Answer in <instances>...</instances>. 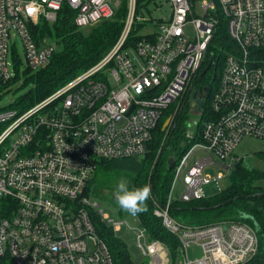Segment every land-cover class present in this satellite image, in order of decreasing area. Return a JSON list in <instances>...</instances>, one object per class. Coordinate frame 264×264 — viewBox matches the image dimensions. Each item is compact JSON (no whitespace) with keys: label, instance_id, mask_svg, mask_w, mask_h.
<instances>
[{"label":"built area","instance_id":"1","mask_svg":"<svg viewBox=\"0 0 264 264\" xmlns=\"http://www.w3.org/2000/svg\"><path fill=\"white\" fill-rule=\"evenodd\" d=\"M136 2L127 0L123 29L95 65L23 113L0 110V257L7 254L13 264H114L89 211L113 231L127 223L108 218L84 194L87 181L101 160L145 154L163 111L208 63L222 18L239 49L223 57L200 130L184 129L188 146L174 164L166 203L154 209L178 238L175 262L138 215H131L132 231L149 264H243L257 251L250 225L222 220L188 227L169 215V204L175 183L182 186L178 199L187 202L226 178L242 162L235 148L244 137L264 141V0L204 1L200 14L194 0H164L169 12L151 18L153 29L128 41L133 23L148 21L137 16ZM63 3L75 11V25L85 28L113 18L119 0H0L3 82L13 76L10 39L19 38L27 67L48 63L56 44H37L28 24L41 16L53 21ZM193 244L200 246L199 258L188 255Z\"/></svg>","mask_w":264,"mask_h":264},{"label":"trees","instance_id":"2","mask_svg":"<svg viewBox=\"0 0 264 264\" xmlns=\"http://www.w3.org/2000/svg\"><path fill=\"white\" fill-rule=\"evenodd\" d=\"M138 1L136 2V12ZM127 8V0H119L113 18L103 19L89 28H80L75 25L73 21L75 11L67 3H63L56 12L53 22L45 20L42 16L36 23L30 22L29 30L37 44L45 38L54 41L56 45H59V49L53 52L45 66L33 70L24 65V70L21 73V62L16 58L18 48L11 45L10 51L15 61L13 63L14 74L6 82L0 78V95L4 89L21 80L23 84L32 83L33 89L13 104L0 108V110L13 109L18 114L23 113L95 65L116 43L125 23ZM221 24L222 27H220ZM134 33L130 34L128 41L136 39ZM213 43L216 44L213 46ZM230 43L231 38L222 18L217 24L209 53H213L216 59L222 58L228 50H231ZM217 75L216 63L211 80L213 87L208 90L204 99L202 118H204L205 105H209V100L217 89L219 79ZM180 106L181 103L174 117V119L177 117L174 130L168 133L162 145L158 143L159 140H154L156 133H162L160 129L164 121L160 122L161 115L152 132L151 139L147 143V151L140 162L135 161L134 157H129L131 161L101 160L97 165V174L95 171L93 172L84 191L87 196L102 195L108 172L112 171L124 173L130 186L150 185L152 195L147 201L148 211L137 215L141 224L146 227L149 237L167 244L173 255H176L178 238L162 225L161 220L153 214V208L166 203L172 183L174 164L188 146L186 142L183 144L186 141L184 139L186 125L182 112H179ZM204 120L198 123V131ZM162 148L160 159L154 167V159ZM259 155L264 162V149ZM169 157L174 158V164L170 169L168 168ZM101 175L102 179L100 180ZM228 179L229 183L226 188L211 198L203 197L187 202L172 200L169 204V215L185 226L187 224H203L198 226L201 227L207 225L208 222L222 220H234L250 225L257 233L259 248L257 254L243 264H264V170L251 169L239 162L228 174ZM121 213L126 214L122 209ZM243 213L250 215L244 216ZM89 215L97 234L108 246L114 264H148L146 259L135 261L124 243L117 239L111 226L101 221L93 210L89 211ZM0 262L13 264L7 254L0 257Z\"/></svg>","mask_w":264,"mask_h":264},{"label":"rangeland","instance_id":"3","mask_svg":"<svg viewBox=\"0 0 264 264\" xmlns=\"http://www.w3.org/2000/svg\"><path fill=\"white\" fill-rule=\"evenodd\" d=\"M204 1L211 2L212 0H194L195 6H196L195 9L197 11V14L201 13V4ZM163 2H164V0H139L137 3L136 14L138 17H144L148 21H144L141 19L136 20V22H134L132 25L134 27V29L131 30V33L135 32L137 35L140 36V35L146 34L147 32H150L153 29L152 27L148 26V24H149L148 22L150 21V19L151 18L158 19L160 17H163L164 15H166L169 12L168 6L166 4H163ZM53 21H51V22H53ZM91 26H88L86 28H89ZM220 27H222V24ZM154 29L157 30V27H154ZM44 41L55 43L54 41L49 40V39H45V38L42 39L40 43L43 44ZM13 43H15L17 45V48H18L16 58H17V60H20V62H21L22 66L20 68V72L22 73V71L24 70V65H26L22 44H21L18 37L14 38V39H10V45H12ZM231 43L229 44L231 50H228V52H237V50L239 49L238 44L235 43L232 39H231ZM215 44L216 43H213V46ZM58 49H59V45H56L55 50H58ZM8 61L10 63V71L13 72L14 71L13 63H15V61L13 59V55H12L10 50H9V55H8ZM222 61H223V57L216 59L217 74H218L217 78H219V75L221 73V69H222V65H223ZM213 72H214V65H212L210 67V69L207 71V73L205 75L206 78L211 79ZM211 87H213L212 83L209 84L208 89H210ZM188 88L189 87H186L185 91L188 90ZM31 89H33V84L32 83L23 84L22 80L17 82L16 84L4 89L0 95V108H4L10 104H13L21 96L25 95ZM185 91L183 93H181V95L177 99H175L164 110V112L162 114L160 122H162V120L165 121L168 117H171V116H172V119L170 122H168V124L166 125V127L164 129L162 128L163 123H164L163 122L161 124V129H160V131L162 133L161 134L156 133V135H155L154 140H156V139H157V141L159 140L158 143L160 145H162L165 142V139L168 136V133L172 129L174 130V127H173L174 117L176 116V114L178 112L177 110L179 108V104L183 102V99H184L183 95L187 92V91L186 92ZM191 101L192 100L188 101L189 104H187L186 108H184L182 115H183L184 120H185L184 121V124L186 125L185 128L188 126L191 128L192 132L197 134L198 123L206 118V115L209 113V108H208V105L206 104L205 105L206 108L204 110V118H202L203 112H202V114L197 113L195 108L191 105ZM179 112H181V110H179ZM184 139H185V134H184ZM263 149H264V141L257 139V138H253V137H244L238 143L237 147L235 148V154L242 157L243 165L247 166L248 168L264 170V162L261 160L260 155H259L260 152L263 151ZM168 155L170 156L169 153H168ZM143 156L144 155L137 156V157H134V159H135V161L140 162L142 160L141 158ZM119 161H131V159L130 158H121V160H119ZM154 161H155V159H154ZM97 169L98 168L95 169V174H97V172H96V171H98ZM107 177H108L107 181L104 182V186H105L104 187V189H105L104 193L102 195L91 194V196H89V197L92 200V202L98 203V205H99L98 208L101 209L103 211V213L108 216V218H110L113 221H119V222L125 221L129 225V226H127V224H123L120 229H118L117 231H114V234L117 237V239H119L121 242L124 243V245L126 246L130 256L135 261H137V262L142 261L144 259V257L141 255V253L137 247L135 234L132 231V229L134 227H136L137 224L135 223V221L133 220V218L130 214H128V213L122 214L121 213V209L118 206L116 199H115V190H116L117 183L121 179H125L127 181V177L124 173L117 172V171L108 172ZM101 179H102V175L100 176V180ZM228 183H229V179L227 176L219 184L212 183L211 185L205 186L204 187V193L205 194L212 193L211 194V197H212L215 194L219 193L223 188L225 189L226 186L228 185ZM181 189H182V186L179 183H175V186L173 188V193H172L173 200H179L178 198H179V193H180ZM154 209H155V207L153 208V214H154ZM211 222L213 223L214 221H211ZM211 222H208V223L211 224ZM161 223H162V221H161ZM208 223H206V224L208 225ZM200 225H203V224H196V225L187 224L186 226L198 227ZM165 246L167 247V252H168V257L170 259V263H174L175 259L177 257V250H176V255H173L171 253L169 247L167 246V244H165ZM258 248H259V246H258ZM258 248H257V251H258ZM257 251L253 255V257L257 254ZM188 255L190 258H199L201 256L200 246L196 245V244L191 245L188 249ZM146 261L148 263L147 259H146Z\"/></svg>","mask_w":264,"mask_h":264},{"label":"clouds","instance_id":"4","mask_svg":"<svg viewBox=\"0 0 264 264\" xmlns=\"http://www.w3.org/2000/svg\"><path fill=\"white\" fill-rule=\"evenodd\" d=\"M152 188L145 184L140 187L130 186L129 182L121 179L115 190V199L118 206L130 215H137L148 211L147 201L151 198ZM249 216L248 213H243Z\"/></svg>","mask_w":264,"mask_h":264},{"label":"water","instance_id":"5","mask_svg":"<svg viewBox=\"0 0 264 264\" xmlns=\"http://www.w3.org/2000/svg\"><path fill=\"white\" fill-rule=\"evenodd\" d=\"M213 60H214V54L213 53H210V57H209L208 63L206 64V66L204 67V69L202 70V72L200 73L201 76L204 75L210 69V67L212 66ZM191 88H192V85L188 88L187 93L184 96L183 102L181 103V107H180V110L181 111L183 109V106H184L185 102L187 101V98H188V95H189V92H190ZM191 105L195 108V110H196L197 113L201 114L202 102L200 101L199 98L193 99V101L191 102ZM171 119H172V116L171 117H168L164 121L163 126H162L163 129L166 127V125L168 124V122L171 121ZM176 121H177V117L173 121V127H174ZM172 131H173V129L170 131V133ZM163 148H164V146H163ZM163 148L160 150V152L158 153V155H157V157H156V159L154 161V167L157 165V163H158V161L160 159V156H161V153H162ZM173 164H174V158L173 157L168 158V168L169 169L172 168ZM218 205H220V204H218Z\"/></svg>","mask_w":264,"mask_h":264},{"label":"flooded vegetation","instance_id":"6","mask_svg":"<svg viewBox=\"0 0 264 264\" xmlns=\"http://www.w3.org/2000/svg\"><path fill=\"white\" fill-rule=\"evenodd\" d=\"M206 73L204 75H202V76L199 74L197 79H195V81L193 82V85H192V88H191V90L189 92L187 101L185 102L181 112H183L184 108L187 106V104H189L188 101H190V100L193 101V99H197V98H199L200 101L202 102L201 109L203 108V106H204V98L206 97V94L208 93V90H209L208 86H209V84L211 83V80H212V76H211V79L210 78H206V76H205ZM185 94L183 96H185Z\"/></svg>","mask_w":264,"mask_h":264},{"label":"crops","instance_id":"7","mask_svg":"<svg viewBox=\"0 0 264 264\" xmlns=\"http://www.w3.org/2000/svg\"><path fill=\"white\" fill-rule=\"evenodd\" d=\"M209 185H211V184H209ZM207 186H208V185H207ZM203 191H204V188H203ZM211 194H212V193H208V194H205V193H204V196H205L204 198H211Z\"/></svg>","mask_w":264,"mask_h":264}]
</instances>
